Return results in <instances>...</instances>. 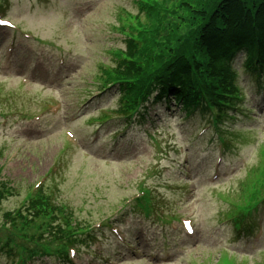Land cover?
Masks as SVG:
<instances>
[{"label": "rangeland", "instance_id": "374dc122", "mask_svg": "<svg viewBox=\"0 0 264 264\" xmlns=\"http://www.w3.org/2000/svg\"><path fill=\"white\" fill-rule=\"evenodd\" d=\"M3 11L15 28L0 29V84L12 93L0 100V175L18 193L4 212L55 181V195L80 219L115 223L75 264H264V207L250 236L219 222L228 209L220 193L252 186L256 169L264 173V88L242 68V57L235 66L253 114L228 122L231 150L221 161L215 133L200 134L206 120L186 118L165 100L150 103L146 127L124 134L112 125L97 130L91 121L117 107L115 89L93 106L86 101L97 91L101 66H115L114 50L125 48L122 32L130 31L129 16L140 15L137 0H8ZM141 184L153 190L154 215L117 216ZM186 219L194 236L183 230ZM0 264L14 263L0 255Z\"/></svg>", "mask_w": 264, "mask_h": 264}, {"label": "trees", "instance_id": "16d2710c", "mask_svg": "<svg viewBox=\"0 0 264 264\" xmlns=\"http://www.w3.org/2000/svg\"><path fill=\"white\" fill-rule=\"evenodd\" d=\"M137 4L140 15L132 16L129 32L123 31L125 49L115 51L116 65L101 67L103 76L96 82L101 91L119 92L116 116L134 122L144 117L150 101L165 99L181 106L186 118L200 113L216 128L224 124L242 99L234 59L244 54L245 70L264 74V0H138ZM263 176L256 169L252 186L245 187L247 206L263 197ZM16 195L14 188L0 181V215L3 203ZM146 199L148 194L139 201ZM69 208L43 186L29 194L21 208L3 213L0 241L13 251L17 264L40 255L67 261L71 247L93 237Z\"/></svg>", "mask_w": 264, "mask_h": 264}, {"label": "snow or ice", "instance_id": "6c2138e0", "mask_svg": "<svg viewBox=\"0 0 264 264\" xmlns=\"http://www.w3.org/2000/svg\"><path fill=\"white\" fill-rule=\"evenodd\" d=\"M6 24H7V21L0 20V25H6Z\"/></svg>", "mask_w": 264, "mask_h": 264}]
</instances>
